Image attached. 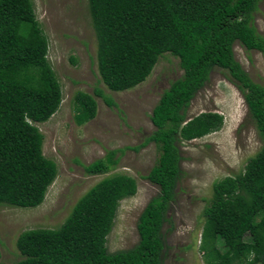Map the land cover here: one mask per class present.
<instances>
[{"label":"trees","instance_id":"16d2710c","mask_svg":"<svg viewBox=\"0 0 264 264\" xmlns=\"http://www.w3.org/2000/svg\"><path fill=\"white\" fill-rule=\"evenodd\" d=\"M258 0H86L95 39L99 81L123 91L143 81L163 53L178 59L182 74L159 95L150 111L152 142L158 156L143 177L158 187L139 212L138 240L128 249L107 251L118 201L135 192V180L122 173L105 175L72 205L54 229L19 233L20 259L10 264H161L160 227L179 175L178 141L219 128L220 114L202 112L186 119L185 109L214 67L237 82L261 141L241 172L211 183L203 206L198 249L203 264H264V87L251 82L232 56L231 44L264 51V39L250 24ZM47 38L35 18L31 0H0V204L37 206L56 174L41 151L42 135L34 123L58 108L60 86L47 60ZM107 105L113 101L95 88ZM73 121L95 114L91 95L76 91ZM117 152L83 165L87 175L105 174ZM248 236L249 242L243 239ZM219 238L224 250L215 243ZM258 260V263H256Z\"/></svg>","mask_w":264,"mask_h":264},{"label":"rangeland","instance_id":"374dc122","mask_svg":"<svg viewBox=\"0 0 264 264\" xmlns=\"http://www.w3.org/2000/svg\"><path fill=\"white\" fill-rule=\"evenodd\" d=\"M31 3L47 38L46 57L61 91L57 110L47 120L34 123L42 135V154L54 162L56 174L37 206L0 204V264L20 259L15 247L20 232L57 228L89 187L113 173L131 176L136 187L133 195L118 201L105 247L110 252L128 249L138 240L135 223L139 212L158 194V187L143 178L155 163L158 151L144 139L154 130L149 119L152 106L169 83L182 74L178 59L163 53L143 81L123 91H111L97 74L95 39L86 0ZM250 24L264 39V0H258ZM231 50L247 79L264 87V51L245 49L236 40ZM237 85L227 72L214 67L185 109L186 119L215 112L221 115L222 122L204 136L176 143L179 175L167 205L166 220L160 227L161 264H203L198 249L204 224L201 212L211 195V183L241 172L261 145ZM95 88L101 89L114 105L107 106L94 94ZM76 91L91 95L95 102L94 116L79 125L73 121ZM110 149H121L116 153L114 168L105 174L84 173L83 165L102 158ZM243 241L248 243V236ZM215 245L224 250L219 238Z\"/></svg>","mask_w":264,"mask_h":264}]
</instances>
